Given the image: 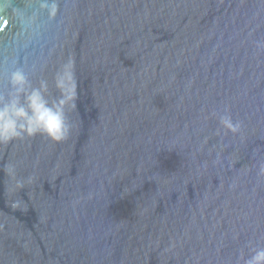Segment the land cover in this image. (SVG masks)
Returning a JSON list of instances; mask_svg holds the SVG:
<instances>
[{
  "label": "water",
  "instance_id": "water-1",
  "mask_svg": "<svg viewBox=\"0 0 264 264\" xmlns=\"http://www.w3.org/2000/svg\"><path fill=\"white\" fill-rule=\"evenodd\" d=\"M17 69L50 105L67 73L77 95L66 139L0 143V264H245L264 247V0H0L5 100Z\"/></svg>",
  "mask_w": 264,
  "mask_h": 264
},
{
  "label": "clouds",
  "instance_id": "clouds-1",
  "mask_svg": "<svg viewBox=\"0 0 264 264\" xmlns=\"http://www.w3.org/2000/svg\"><path fill=\"white\" fill-rule=\"evenodd\" d=\"M69 63L72 62L69 61ZM66 75L71 82L68 94L62 95L55 105H50L41 90L46 89V82H42L40 88H31L26 92L25 74L19 69L10 73L9 79L13 91L6 100L0 97V143H8L14 138L33 136L37 133H42L53 141H62L68 137L70 126L66 121L64 105L67 102H72L74 105L77 93L74 72ZM62 83L63 77L58 80L57 86L61 87ZM21 95H23V102ZM219 119L223 127L231 132L235 133L239 130V123H233L231 116L221 115ZM6 171L15 181L14 185L6 189L9 194L24 188V182L16 179L14 165H8ZM16 203L13 201V204ZM245 264H264V247L255 249L253 254L245 260Z\"/></svg>",
  "mask_w": 264,
  "mask_h": 264
}]
</instances>
